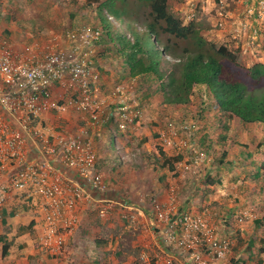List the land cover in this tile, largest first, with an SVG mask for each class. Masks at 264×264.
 Masks as SVG:
<instances>
[{
    "label": "rangeland",
    "instance_id": "rangeland-1",
    "mask_svg": "<svg viewBox=\"0 0 264 264\" xmlns=\"http://www.w3.org/2000/svg\"><path fill=\"white\" fill-rule=\"evenodd\" d=\"M49 1L50 4H53L50 7L37 6H39L40 13H43L45 9L47 17L50 18L52 11H56V8L71 0ZM80 1L86 4L90 0ZM37 2L39 0L30 1L33 4ZM16 3H18V0H16ZM97 5L93 4L91 8L96 9ZM27 7L25 8L28 9ZM14 8H9L6 5L5 19L8 17L14 21L24 11L22 6L16 5ZM169 9L184 24L195 23L201 35L207 41L215 43L217 46H224L235 53L241 65L250 67L255 63L264 62V0H171ZM48 10H50L49 13ZM59 14H62V12ZM39 20L45 25L44 19L38 18ZM49 20L46 21L45 19L46 22ZM19 21L23 22L22 20ZM38 21H36L37 25H40L41 22ZM3 24L6 26V23ZM95 25H98L96 21H90L88 26L100 29ZM29 27L31 29L33 27L31 25L26 26L28 28L26 31L30 33ZM18 28L22 29L20 26ZM3 31L1 28L0 40L7 39V37H4ZM21 34L22 39L25 38L24 36H28ZM64 35L65 33L61 32L60 38L62 41ZM100 41L94 46L97 49L93 47L96 51L93 52L92 48L88 55V60L91 62L93 74L95 75L90 87L91 106L80 110L75 108L66 109L61 112L62 114H58L60 118L56 126L58 129L61 127L71 136H82L81 134H83L84 137L82 136V138L86 139L85 141H90L92 152L100 166V175L104 185V192L99 194L98 198L110 199L115 204L111 208V212L104 216L99 215L98 210L104 204L88 202L79 206L74 212L79 220L78 225L71 231V234L65 237L64 241L66 243H64V248L60 254L51 255L48 250L39 249L41 246L35 247L37 245L36 238H32L34 242L32 241L33 244L30 249L22 251L14 246L10 258H2L0 244L1 264H82L76 263L77 259L72 260V257L77 258L82 253L95 257L92 264H154L155 259H159L160 264H179L177 261L179 258L178 251L168 248L169 252H163L157 247L156 239L151 236H154L156 231L152 217L147 215L146 218H142L136 212H133L137 216L134 219L125 220L123 215L126 214L127 210L120 205L149 210L153 199L167 205L171 199L170 191L175 189L178 193L175 199L173 198L176 209L179 207V211H182L181 205L188 206L192 192L194 195V190L201 191L205 188L204 183L206 181L214 180L216 177L211 178L212 176L209 173L219 170L216 161L226 147V144L223 145L218 142L220 132L216 130L217 127L213 126L215 125L214 115L216 113L214 114L212 110H209L210 115L207 121H210L208 123L202 121L204 118H201L200 110L210 108L212 104L211 99L201 87L195 89L189 106L170 107L162 103V92L155 78L140 76L128 79L124 63L122 64L120 61L119 63L114 62L113 65L115 66L112 70L106 69L109 66L104 62L106 60L104 57L107 54L101 50L104 45ZM63 44H65V40ZM113 57L116 58L111 53V56L109 55L107 58H112L113 62L115 61ZM97 59L103 61L100 63L101 66L97 67L98 62L95 64ZM102 83L105 85H102ZM70 98L71 95L68 93V98H64L61 103ZM121 107L126 109L127 117L125 118L116 116L118 109ZM181 121H193V123L199 121V129L194 133V138L190 139L192 149L205 153L204 162L198 166L193 164L191 156L186 150L161 146L159 136L162 131L166 130L167 123L173 122L178 128L182 124ZM43 122V126L47 127L48 124L45 122V118ZM120 123L125 125L123 129H120ZM107 124H110L112 130H115L114 132L118 134V144L123 147L122 161L120 164L115 163L113 167L115 180L110 174V161L106 152L107 132L103 127ZM82 130L85 133L81 132ZM235 132L236 128L230 126V131L227 132L225 138L227 147L231 151L229 155L231 158L236 157V153L244 148L249 151H256L259 148L257 144L264 137V127L261 126L249 132L239 133L234 136L233 141H230ZM179 138H185V136L180 134ZM205 138L209 141H215L214 146L208 148L206 142H203ZM158 147H161L168 157L182 156L179 164L175 165V173H168L160 168V164L155 162L158 156L154 153V148ZM261 153L263 155V152ZM114 154L117 155L116 152ZM99 157L101 158L100 163L97 161ZM222 171L220 172L223 175L228 174V171ZM229 172L231 173V171ZM161 178L162 183L159 182ZM2 179L3 175H0V181ZM191 179L194 181H189ZM218 184L220 182L214 183V186L219 190ZM25 196L26 193L16 192L12 197L14 205L29 211L30 217L33 220L38 219L37 223H40L38 221H41V216L47 208L46 202L36 196L27 200ZM199 203L203 211H197V215L204 214L211 223L215 224L216 233L219 237L225 238L229 243L225 264H255L256 254H254L255 260L247 261V254L243 252V248H238L236 242L239 238L247 241L253 237L258 239V237L263 236L262 233L256 232L250 223L249 217L252 215L243 216V213L238 214L231 221L233 226L228 223L229 229H225L222 222L225 215L212 216L211 213V210L212 212L218 210L214 209L213 206H218L219 203H208L207 199H204V201L199 200ZM250 204L246 202L245 206ZM14 205L7 206L13 209ZM254 213L258 214L259 212L257 213L256 209ZM219 224L223 228H218ZM85 226L89 227L90 230L87 233L82 232ZM2 236L6 237V241H14V231L3 232L0 226V237ZM95 240H105L108 245L104 248L94 249ZM67 241H74L77 244H74L73 249H71ZM262 258L264 264V256Z\"/></svg>",
    "mask_w": 264,
    "mask_h": 264
},
{
    "label": "built area",
    "instance_id": "built-area-1",
    "mask_svg": "<svg viewBox=\"0 0 264 264\" xmlns=\"http://www.w3.org/2000/svg\"><path fill=\"white\" fill-rule=\"evenodd\" d=\"M100 38V29L83 26L65 33L64 47L39 49L27 44L15 48L8 39L0 40V175L5 177L0 183V207L16 192L26 193L27 200L36 196L46 202V225L40 241L51 250L61 251L65 237L78 225L74 212L83 203L104 204L98 209L101 216L109 214L115 204L110 199L94 198L86 188L98 195L104 192L90 141L71 136L61 127L47 133L48 127L43 126L46 113L91 106L90 87L95 75L88 55ZM57 84L71 93L63 103L50 100L51 89ZM116 116L127 117L125 107L119 108ZM119 127L125 125L120 123ZM165 129L159 136L161 146L186 150L196 166L204 162L205 153L190 145L199 129L196 123L182 122L177 128L168 122ZM180 134L185 138H179ZM67 169L75 171L79 179L68 176ZM150 204L155 230L159 229L164 239L157 241L161 251H178L179 264H225L229 243L218 236L204 214L179 211L154 199ZM120 206L127 210L125 220L147 217L144 209ZM248 215L249 211L243 212V216ZM154 264H160L159 259Z\"/></svg>",
    "mask_w": 264,
    "mask_h": 264
},
{
    "label": "trees",
    "instance_id": "trees-1",
    "mask_svg": "<svg viewBox=\"0 0 264 264\" xmlns=\"http://www.w3.org/2000/svg\"><path fill=\"white\" fill-rule=\"evenodd\" d=\"M170 1L90 0L87 4H98L96 10L102 32L100 40L104 36L105 41L112 45L115 53L123 60L128 78H155L162 92L163 104L170 107L189 106L195 89L201 87L205 90L212 105L200 110L201 118H204L201 120L207 123L209 110L216 113L213 126L220 132L218 142L226 144L216 165H225L230 155L227 140L225 141L230 126L236 128L230 141L242 130L249 132L256 127H264V62L250 67L241 65L235 53L207 41L195 23L184 24L171 13ZM196 123L198 126L199 121ZM103 129L107 132L108 160L120 164L123 147L117 142L118 134L112 130L110 124ZM207 138L203 142L210 148L212 141ZM257 146L259 148L256 151L241 149L239 156L249 164L255 154L261 156L253 177L249 178L255 182L258 189L256 192L264 198V137ZM154 153L158 156L155 162L160 164L161 169L168 173L176 172L175 165L179 164L182 156L168 157L161 147L154 148ZM159 182L162 183V178ZM218 182L215 179L206 181L204 189ZM145 212L150 216L148 210ZM13 215L11 213L10 216ZM225 216L227 217L226 214ZM229 216L232 217L233 214ZM32 226L33 223L30 222L19 227L16 235L30 233ZM253 226L263 236L247 241L239 238L236 241L237 246L243 248L247 261H252L256 254L255 264H263L264 210L254 220ZM0 241L3 243L2 256H6L10 244L5 237ZM94 243L98 248L108 245L105 240H95ZM255 249L256 252L253 251Z\"/></svg>",
    "mask_w": 264,
    "mask_h": 264
},
{
    "label": "crops",
    "instance_id": "crops-1",
    "mask_svg": "<svg viewBox=\"0 0 264 264\" xmlns=\"http://www.w3.org/2000/svg\"><path fill=\"white\" fill-rule=\"evenodd\" d=\"M30 1L31 0H18V3H16V0H0V29L2 28L4 30L3 31L4 37H7V39L11 42V44L13 46H16L17 48H21L25 44L26 45L35 44L38 46L39 49L44 48L45 46H50V45H59L60 47H64L65 44H63V41L60 38L61 32L67 33L69 30H73L76 27L88 26L90 25V21H93V22L96 21L98 25H95V27L101 28L99 18L97 15V10L91 8L93 4H97V3L88 5L87 3L86 4L81 3L80 0H71V1L65 0L67 1V3L62 4L60 7L56 8V11L54 12L52 11V13H50L51 16L49 18L46 15L47 13L45 9L43 13H40V9H39V6L44 7V8L47 6L49 7L52 6L53 4H50L49 0H39V2H37L36 4L30 3ZM6 5H8L9 8L11 7L14 8L16 5L22 6L24 8V11L22 12V14L18 15L17 19H15L14 21L12 19H9L8 17H6L5 19L4 16H5ZM25 7H27L28 9H26ZM49 11L50 10H48V13ZM61 12L62 14H59ZM38 18L44 19L45 25H43V23L40 20L38 21ZM45 19L46 21L49 19L50 20L46 22ZM19 20H22L23 22H20ZM36 21L41 22V24L37 25ZM3 23H6V26ZM29 25L33 27L32 29L29 27L30 33L26 31L28 30L26 26H29ZM18 26H20L24 30L22 29L20 30ZM21 33L26 34L28 36H24L25 38L22 39ZM57 40L59 41L57 42ZM100 43L104 45V48L101 50H103L107 54V56L104 57L106 59L104 60V62L106 63V65L107 64L109 65L107 66L108 68L106 69L112 70V68L115 66L113 65L115 64L114 62L119 63L120 61L123 64V60L118 56V54L115 53L112 45H110L109 43H107V41H105L104 36L102 37ZM94 48L97 49V47H94ZM94 48L92 50L93 52L96 51ZM111 53H113L114 56L116 57V58L113 57L115 59V61L113 62H112V58H107L109 55L111 56ZM96 62H98V65H97L98 67V66H101L100 63L103 61H99V59H97L95 60V64H97ZM103 84L104 83H102V85ZM68 93L69 92H67L66 89L62 87L61 85H58V84L54 85L51 89L50 100L53 103L64 100V98H68ZM182 107H187V106H182ZM52 112L53 113L49 112L44 115L45 121L48 124L47 133H52V131L55 128L56 129L58 128L56 125H57L58 119L60 118V115H58L60 113H57L55 111H52ZM209 115L210 113H208L207 115L208 118H209ZM209 121H207V123ZM184 122H187V121H184ZM53 126H56V127L54 128ZM81 132L85 133V131L83 130ZM242 132L244 131L242 130L241 134ZM81 135L84 137L83 134ZM208 138H211V137H208ZM214 143L215 141L212 140V144L210 143V146L213 147ZM29 150L32 151L33 149L30 148ZM239 152L240 151L236 153L237 156H239ZM230 154H231V151H230ZM237 156L236 158L228 157L225 165H219L218 166L219 170L209 173L211 174L212 178L213 176H216L215 177L217 178L216 181L218 180L220 182V184H218V187L220 189L219 190L216 189L213 184L212 186H207V188L204 189L203 191L194 190L195 192L194 195H192V197L189 195L190 199L187 204L188 206H185L184 204L181 205V208H183V211H188L195 215L197 214V211H203L202 206L199 205L200 204L199 200L204 201V199H207L208 203H211V202L219 203L218 206L220 208H217L218 206H213L214 209H218V210L213 211V212L211 210L212 216H217V214H220V216H224L225 214L227 215V217L224 216V219L222 220L225 229H229L228 223L232 225L231 221L233 220L235 216H238V214L243 213V211H248V210H249V216L252 215L251 217H249V219H250V223L253 225L254 220L258 218L259 215L261 214V210H264V198L258 192H256V190H258L257 186L255 185V182L252 181L249 177L250 176L253 177L256 171L255 170L256 166H258V161H260L261 156L259 154H255L252 161H250V164L246 163L245 159H242L240 156L239 157ZM100 159H101L100 157L97 158V161H99V163H100ZM59 165L60 164H57L56 166L59 167ZM114 165H115V162L113 160L109 162L110 174H111V177L115 180V171L113 170ZM221 170H223L222 172L228 171V174L223 175L220 172ZM100 171H101L100 166L96 162L95 172L101 174ZM229 171H231V173ZM66 174L68 176L74 177L75 179H79L78 175L73 170L67 169ZM4 180H5V177L3 176V179L0 181V183H4L5 182ZM189 181L192 182L194 180L191 179ZM86 188L88 189V191L92 193L94 198H98V196H100L96 194V192H94L92 189H90V187H88L87 185H86ZM208 188H210V190ZM177 194L178 193L177 191H175V189H171L170 191L171 199L169 203L172 204L173 207H175L176 205L173 203L174 201L173 198L175 199ZM12 197L8 201L7 205L15 204L12 201L13 200ZM246 202L248 204L251 203L252 205L250 204V205L245 206ZM6 206L0 207V226L3 232H7L10 230L14 231V238H13L14 241H6L7 243L10 244V248H9L7 255L2 256V258H8L10 254L12 253L14 246H17V248H19V250H22V251H24L25 249H30L33 244L32 238L34 239L36 238L35 242L37 245L35 247L41 246L39 247V249L40 248L42 250L46 249V251L48 250L51 255H55V256L61 253V251H58L57 249L51 250V248H47L44 241H40L41 236L44 234V229L46 225L45 220H44L45 213L41 216V221H38L40 223H37L38 219L33 220V218L30 217L29 211H27L26 209H23L22 207H16L15 205L13 209H10L8 208V206L7 207ZM256 209H257V213L259 212L258 214L254 213V211L256 212ZM178 210H179V207H178ZM11 213H13L14 215L10 216ZM229 214H233V216L231 217L229 216ZM30 222L33 223V226L31 227V232L28 234L22 235V236H17L16 233H17L18 228L21 226H26ZM210 224L213 226L215 225L214 223H211V222ZM217 227L220 228L221 227L220 224ZM89 231H90L89 227H86V226L83 227L82 229V232L84 233H87ZM151 236L153 239H156V241H164L163 237H160L159 229H158V232L155 231L154 236L153 235ZM2 237H5V236H2ZM2 237H0V239H2ZM38 238H39V241H38ZM64 243H66V241L63 242L62 249L64 248ZM67 243H68V246L71 247V249H73L74 244L75 245L77 244L74 241H67ZM0 244H1V249H2V244H3L2 241H0ZM85 247L86 246L84 245V248ZM95 248L98 249V247L94 243V249ZM73 259H77L76 263L79 262L82 264H92L93 261L95 260V257H92V255H89V254L82 253L79 256H77V258L75 256L74 258L72 257V260Z\"/></svg>",
    "mask_w": 264,
    "mask_h": 264
}]
</instances>
